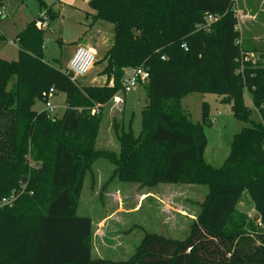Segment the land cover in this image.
<instances>
[{"label": "trees", "instance_id": "obj_1", "mask_svg": "<svg viewBox=\"0 0 264 264\" xmlns=\"http://www.w3.org/2000/svg\"><path fill=\"white\" fill-rule=\"evenodd\" d=\"M232 5L90 0L92 22L112 24L103 85L76 84L43 59L41 15L19 31L17 58L0 59V264H264V232L246 229L237 208L247 193L264 224V58L240 63L241 52L251 50L238 42ZM40 6L52 20L50 7ZM207 15L216 19L206 22ZM133 66L149 73L138 83L146 97L140 132L135 137L120 125L118 151L96 149L101 107L122 88L123 69ZM50 88L65 94L60 116L32 108ZM243 91L257 120L248 116ZM191 93L223 95L244 124L220 167L204 161V119L193 122L179 104ZM96 158L108 160L124 181L205 186L185 237L145 233L127 260L91 257V221L77 214V202ZM12 193V202L1 204Z\"/></svg>", "mask_w": 264, "mask_h": 264}, {"label": "rangeland", "instance_id": "obj_2", "mask_svg": "<svg viewBox=\"0 0 264 264\" xmlns=\"http://www.w3.org/2000/svg\"><path fill=\"white\" fill-rule=\"evenodd\" d=\"M40 1L54 13V18L49 22L48 15L43 14ZM89 1L3 0L0 3V59L10 61L17 58L18 47L13 43L16 35L29 21L41 15L39 24L43 28V59L63 70L78 45H92L96 49V62L87 74L77 78L76 84L103 85L106 80L101 74L105 64L103 56L112 43V24L101 20L93 23V10ZM243 3L244 0H239L238 7ZM249 22L250 20L243 25V34L247 37L239 34L238 41L251 50L252 55L242 51L240 63L245 58L251 62H262L264 27L260 23L255 25L252 29L253 37L249 38ZM242 96L244 104L250 108L249 118L257 120L258 116L250 104L249 94L243 91ZM223 100V95L214 93H191L179 100L180 106L193 122H202L204 119L203 131L207 143L203 158L213 167L222 165L229 153V143L233 135L244 126L232 114L230 103ZM48 102L53 108L50 115L60 116L65 108V94L57 91ZM145 103L142 87L125 94L119 89L101 107L94 147L117 152L119 146L115 131L120 125L133 136H138L141 129V111ZM32 108L37 112L45 110V101H34ZM43 180L46 181L45 178ZM205 193L206 187L203 185H147L124 181L116 175L114 166L108 160L94 159L85 174L77 202V214L87 216L91 221V257L127 260L135 252L145 233H158L175 239L184 238L191 219L199 212V204ZM237 208L246 214V229L252 227L256 231L264 232V224L247 193L242 194ZM246 232L250 233L248 230Z\"/></svg>", "mask_w": 264, "mask_h": 264}, {"label": "built area", "instance_id": "obj_3", "mask_svg": "<svg viewBox=\"0 0 264 264\" xmlns=\"http://www.w3.org/2000/svg\"><path fill=\"white\" fill-rule=\"evenodd\" d=\"M2 15V10H0V16ZM216 18L212 15L206 16V22H211ZM39 24V23H38ZM42 26V24H40ZM237 29V24L235 26ZM239 42V41H238ZM183 49H187L185 44H181ZM96 62V52L90 47L78 45L73 51L72 55L69 57L68 62L64 70L69 74L72 81H76L78 77L83 76L88 73L93 64ZM149 76L146 68L143 66H133L124 68L122 71L121 80V91L125 94L132 90L138 88L139 81H145ZM53 94V89L48 90V96L44 98L46 110L50 112L53 108L50 107L48 99ZM117 99V98H116ZM264 150V144L262 145ZM14 199V194L12 193L8 197L1 199V204H9Z\"/></svg>", "mask_w": 264, "mask_h": 264}, {"label": "crops", "instance_id": "obj_4", "mask_svg": "<svg viewBox=\"0 0 264 264\" xmlns=\"http://www.w3.org/2000/svg\"><path fill=\"white\" fill-rule=\"evenodd\" d=\"M232 2H233L232 7L235 12V16L237 18V30L239 34L241 36H244L245 38L247 37L243 34V28H244L243 25L246 21L250 20L248 24V28L250 32L249 38L253 37L252 29L255 25L260 23L264 27V0H244V3L243 5H241V7H238L239 0H232ZM254 21H256V23ZM83 46L90 47L96 52V49L92 45L88 44ZM248 55L251 56L252 55L251 52H248Z\"/></svg>", "mask_w": 264, "mask_h": 264}, {"label": "water", "instance_id": "obj_5", "mask_svg": "<svg viewBox=\"0 0 264 264\" xmlns=\"http://www.w3.org/2000/svg\"><path fill=\"white\" fill-rule=\"evenodd\" d=\"M224 102H226V99L225 100H223Z\"/></svg>", "mask_w": 264, "mask_h": 264}]
</instances>
